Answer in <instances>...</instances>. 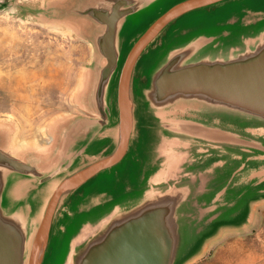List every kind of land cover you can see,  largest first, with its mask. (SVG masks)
Returning a JSON list of instances; mask_svg holds the SVG:
<instances>
[{
  "label": "water",
  "instance_id": "water-1",
  "mask_svg": "<svg viewBox=\"0 0 264 264\" xmlns=\"http://www.w3.org/2000/svg\"><path fill=\"white\" fill-rule=\"evenodd\" d=\"M225 1L223 20L179 37L190 13ZM41 13L91 59L80 111L41 148L11 154L0 129V264H48L54 227L72 222L55 264H189L246 228L264 205V0H51ZM164 30L173 42L140 76L135 127L129 80Z\"/></svg>",
  "mask_w": 264,
  "mask_h": 264
},
{
  "label": "rangeland",
  "instance_id": "rangeland-1",
  "mask_svg": "<svg viewBox=\"0 0 264 264\" xmlns=\"http://www.w3.org/2000/svg\"><path fill=\"white\" fill-rule=\"evenodd\" d=\"M50 1L0 0V129L8 133V151L14 155L28 147L41 148L50 141L54 123L80 111L79 94L91 47L68 26L43 18L41 10ZM230 5V1H225L190 13L192 30L179 37L206 28L211 19L223 20ZM167 33L164 30L143 52L138 67L140 76L152 71L164 57L173 42ZM122 45L123 56L127 43ZM122 174L117 178L122 179ZM121 182L107 188L115 192ZM51 186L36 191L35 209ZM71 225L62 234L54 227L46 250L48 264H55L60 258L75 223ZM189 264H264V205L256 208L254 219L246 228L223 231Z\"/></svg>",
  "mask_w": 264,
  "mask_h": 264
},
{
  "label": "bare ground",
  "instance_id": "bare-ground-1",
  "mask_svg": "<svg viewBox=\"0 0 264 264\" xmlns=\"http://www.w3.org/2000/svg\"><path fill=\"white\" fill-rule=\"evenodd\" d=\"M140 60H141V57L136 62L135 66L133 68V71H132V74H131V77H130V80H129V84H128V102H129V107H130V111H131V114H132L133 124H134L135 127H136V125H139L140 121H141V117L139 115V98H138V91H137V88H138V85H139V82H140V73H139V70H138V67L140 65ZM111 103H112L113 108L115 109V101H114V99L112 100ZM137 132H139L138 128H137V130L135 132L136 135L138 134ZM114 137H115V132H114V129H113L112 132H111L110 139L113 140ZM46 187H45V189H46ZM41 201H42V198H41ZM40 205H41V202H40ZM39 210L41 212V209H39ZM40 212H39V214H40ZM39 214H38V216H39Z\"/></svg>",
  "mask_w": 264,
  "mask_h": 264
}]
</instances>
